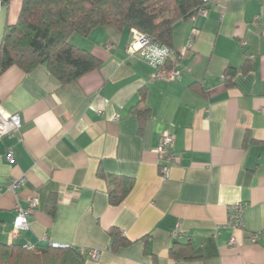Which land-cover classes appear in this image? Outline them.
<instances>
[{
    "label": "crops",
    "instance_id": "crops-1",
    "mask_svg": "<svg viewBox=\"0 0 264 264\" xmlns=\"http://www.w3.org/2000/svg\"><path fill=\"white\" fill-rule=\"evenodd\" d=\"M20 5L0 3V41ZM205 9L174 26V82L154 79L126 51L131 31L113 26L73 37L102 61L74 82L62 85L42 65L0 75V108L21 121L0 139V244L97 251L85 264H264V0ZM165 133L167 179L156 155ZM107 176L133 182L118 206ZM18 178L21 189L7 192ZM30 198L28 229L12 238L15 208ZM236 205L241 229L228 224ZM113 228L127 245L111 248ZM175 245L190 246L187 259L171 253Z\"/></svg>",
    "mask_w": 264,
    "mask_h": 264
},
{
    "label": "trees",
    "instance_id": "trees-1",
    "mask_svg": "<svg viewBox=\"0 0 264 264\" xmlns=\"http://www.w3.org/2000/svg\"><path fill=\"white\" fill-rule=\"evenodd\" d=\"M204 7L201 0H21L16 21L6 26L0 41V75L11 67L28 73L42 65L62 85L74 82L98 70L102 61L71 40L87 38L105 26L147 34L171 50L175 24L193 19ZM227 74L231 77L233 72ZM106 180L109 204L120 205L132 180L115 176ZM109 236L112 249L129 243L115 228ZM175 246L178 249L171 253L187 259L190 246ZM0 264H85V257L72 248L0 244Z\"/></svg>",
    "mask_w": 264,
    "mask_h": 264
},
{
    "label": "built area",
    "instance_id": "built-area-1",
    "mask_svg": "<svg viewBox=\"0 0 264 264\" xmlns=\"http://www.w3.org/2000/svg\"><path fill=\"white\" fill-rule=\"evenodd\" d=\"M9 0H0L2 2H8ZM217 0H201L205 5L210 2H216ZM198 14L205 16L206 9L201 8ZM192 36L189 39L191 43ZM110 48L111 46H107ZM128 54H138L140 58L148 64L154 70V79L164 80L167 82L177 81L180 77V71L177 68V60L173 58V52L165 47L161 46L154 41V39L144 33H140L135 30H131V42L127 47ZM185 50H182L179 56H182ZM167 63L171 64V68L167 67ZM21 127V121L17 114H8L0 108V139L4 137L12 136ZM173 146V137L165 133L161 136L159 145L156 149L157 155V168L163 179H167L170 171V165L173 161L170 150ZM6 159L9 163L13 161L12 151L8 150L6 153ZM22 178L12 179L6 184V191L16 194L22 186ZM1 191V189H0ZM37 207V201L34 198H30L27 201V205L21 207L19 205L15 208V218L13 221V230L11 232L12 238L16 237L20 231L28 229V220ZM243 205H236L229 210L228 224L233 228H242V214ZM235 240L232 238L229 242V246H234ZM52 248H67L53 244ZM82 255L90 260L98 259V252L95 250H81Z\"/></svg>",
    "mask_w": 264,
    "mask_h": 264
}]
</instances>
